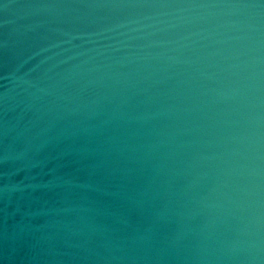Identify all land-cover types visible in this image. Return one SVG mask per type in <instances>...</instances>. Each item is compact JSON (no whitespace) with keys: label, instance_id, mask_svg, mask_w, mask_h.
<instances>
[{"label":"water","instance_id":"water-1","mask_svg":"<svg viewBox=\"0 0 264 264\" xmlns=\"http://www.w3.org/2000/svg\"><path fill=\"white\" fill-rule=\"evenodd\" d=\"M0 264H264V2L0 0Z\"/></svg>","mask_w":264,"mask_h":264},{"label":"snow or ice","instance_id":"snow-or-ice-1","mask_svg":"<svg viewBox=\"0 0 264 264\" xmlns=\"http://www.w3.org/2000/svg\"><path fill=\"white\" fill-rule=\"evenodd\" d=\"M262 2H264V0H262Z\"/></svg>","mask_w":264,"mask_h":264}]
</instances>
